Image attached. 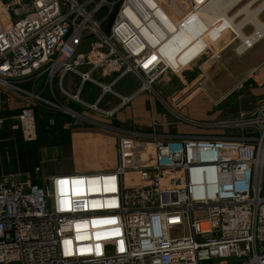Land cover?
I'll return each instance as SVG.
<instances>
[{
  "label": "built area",
  "instance_id": "obj_1",
  "mask_svg": "<svg viewBox=\"0 0 264 264\" xmlns=\"http://www.w3.org/2000/svg\"><path fill=\"white\" fill-rule=\"evenodd\" d=\"M171 1L0 0V87L27 100L18 114L0 116V128L9 122L24 142H36L39 107L76 118L63 122V130L88 122L56 98V76L69 103L109 117L132 98L113 92L126 76L139 82V92L161 97L157 82L185 67L169 69L160 45L203 6L177 0L174 11ZM238 18L232 23L241 24ZM224 31L243 43L230 25ZM85 34L99 45L97 58L87 53ZM249 36L257 38L248 50L264 39L255 27ZM68 74L97 85L117 76L89 105L80 90L69 95L63 89ZM107 93L121 103L105 112L99 104ZM161 103L175 124L225 133L154 136L117 129L112 170L52 175L44 179L47 186L18 174L1 176L0 264H202L230 258L264 264V102L239 122L207 123ZM55 125L51 119L47 129Z\"/></svg>",
  "mask_w": 264,
  "mask_h": 264
},
{
  "label": "rangeland",
  "instance_id": "obj_2",
  "mask_svg": "<svg viewBox=\"0 0 264 264\" xmlns=\"http://www.w3.org/2000/svg\"><path fill=\"white\" fill-rule=\"evenodd\" d=\"M177 1V0H175ZM250 0H244L243 2L235 5L232 10L228 12L229 17L234 16L235 13H237L244 5H246ZM264 0H259L257 4H255L251 10L256 9ZM172 3V2H170ZM181 5V4H180ZM260 15V16H259ZM257 16L258 21L264 20V11L261 12ZM242 16V17H241ZM24 17V16H21ZM15 20L18 18L15 17ZM243 19H246V14L240 15V17L236 20V23L242 21ZM262 23V22H261ZM246 27L244 28V33L249 36L254 32L255 25L247 21L245 23ZM214 25H212L213 27ZM225 24L221 23L215 27H213L209 32L213 31L214 28L218 30L219 28L222 29V36H218L213 39L208 38V33L204 28H200V31L202 33V36L205 38L207 42H209L210 47L206 50V52L203 50L204 46L199 42V40L196 38V36L192 34L187 35L184 37L186 40L185 43L182 44H189V48L183 50H179L180 43L179 39L176 40L175 44L177 45L176 48L173 51V48L171 52H167L168 54V60L171 61L170 65L174 71H178L180 67H193L195 64L198 66H202L203 68L198 71L199 75H201V80L198 84L193 83L188 86L187 93L183 95V98H179L180 100L177 102L174 98H176L177 94L171 93L172 90L169 89L172 85L167 82V78H165L163 81H158L155 85V89L160 94L161 97L157 96L155 97L153 94H150L148 91L143 92L147 93L150 96L155 97L157 102L163 107L164 111H166L167 115L169 116L170 120H173L174 122H177V120L169 113V111L165 108L161 102L162 100L166 102L168 105H170L174 110H178V105H180L185 99H187L190 95L193 93H198L199 91H202L200 94L201 96H206L209 101H214L215 103H218V107L215 108V110H220V112H223V115H217L219 118L218 120H235V122H239L240 116L243 114L251 113L253 110H255L261 103L264 102L263 96H261L259 89L264 87V85H260L264 81V63L256 67L254 69H246L248 65H251L255 63L256 61L261 60L264 58V39L260 41L257 46L251 50V51H245L243 54H239L238 48L241 45V42L239 40H234V35H230L229 33L225 32ZM185 28V27H184ZM187 31V30H186ZM181 44V45H182ZM180 45V46H181ZM84 47L88 49V54L90 57L97 58L99 56V45L93 41V39L90 37L89 34H85L84 36ZM87 49L83 51H87ZM97 51V54L95 53ZM104 52V51H103ZM204 52L205 54L201 56V53ZM183 53V59L180 60L181 55ZM185 53V56H184ZM247 53V54H246ZM197 56V57H196ZM250 58L249 60H247ZM247 65H244V64ZM246 69V70H244ZM245 73V74H244ZM175 75L173 73H168V78L171 79V77ZM116 76L109 78L107 80L105 79H98V85L93 82H85L83 83L82 79L80 77H77L78 80L73 85H67L66 90L71 95L73 93H77L80 90V97L81 100H83L84 103H87L89 105L94 104L98 101V99L103 95V89L104 87L109 86L113 81H111ZM97 79V78H96ZM176 81V79H175ZM174 81V82H175ZM169 85H168V84ZM176 84V83H175ZM196 84V85H194ZM66 83H64L65 87ZM117 83L113 86V92L117 93L119 91V87H116ZM174 85V84H173ZM190 88L191 86H193ZM262 86V87H261ZM186 88V86H184ZM68 88V89H67ZM209 90L210 94L207 92ZM3 91L7 95H13L14 92L5 90ZM118 94V93H117ZM225 97V99L219 103L220 100H222ZM161 101H159V100ZM121 103V100L117 99L115 95L111 93H107L103 99L101 100L99 104V109H103L105 112L115 110ZM72 108L76 111H78L80 114L89 117V121L86 123H83L81 125H71L69 129L66 131H72L74 133H77L78 137L86 136V135H92L93 137L88 142V145L86 146H77V151L80 152L81 156L84 158L83 160H86L87 162H71L68 164H65L66 172L68 173H81V172H95L93 170L94 168H97L98 166L92 162L94 159H98L101 157V159L105 157H112L109 154H112L114 150V144L115 139L118 140V132L117 130L109 127L111 122L113 121V117L106 116L105 114H98L95 112H92L90 109L85 108L82 105L78 104H72L70 105ZM25 107V106H24ZM23 109V108H22ZM21 109V110H22ZM179 113L193 121H197L200 123H207L212 122L213 117H215V114H208L207 117L201 118V117H191L185 115L184 113L179 111ZM212 113H216L215 111H212ZM36 114L40 120L39 122V128L43 132L42 135L45 134V131L47 130L48 122L50 119H56L61 121H67V120H75L76 118H70L68 116H65L63 114L57 113L55 111H51L42 107L36 108ZM185 124L187 126L196 128V131L199 132V135H208V134H219L225 133L223 131L219 130H209L202 127H196L195 124L191 123H181ZM193 124V125H192ZM11 128L16 130L15 132H18L17 127L14 125H11ZM15 133V134H16ZM45 136V135H44ZM42 136V137H44ZM39 138V137H38ZM106 138L105 146L104 139ZM39 140V139H38ZM23 144V143H22ZM28 146V148H34L35 146L32 144L25 145ZM34 146V147H33ZM113 148V149H112ZM117 150H118V141H117ZM118 158V154H117ZM116 158V162L117 159ZM117 165V164H116ZM102 167H108V165H101ZM86 171H81V169ZM91 168V169H90ZM8 174H14L8 173ZM47 174L44 172L36 173L35 169H32L30 171V179L33 183L40 185V186H47L48 184L45 183L44 179L47 178ZM28 176H24V180H27Z\"/></svg>",
  "mask_w": 264,
  "mask_h": 264
},
{
  "label": "crops",
  "instance_id": "obj_3",
  "mask_svg": "<svg viewBox=\"0 0 264 264\" xmlns=\"http://www.w3.org/2000/svg\"><path fill=\"white\" fill-rule=\"evenodd\" d=\"M261 22L264 23V20ZM216 28H214V30L211 32H209L210 30L209 31L206 30L209 39L222 36V29L219 28L218 30H216ZM186 39L184 38L178 44L181 45L182 43H185ZM180 45H179L180 48L179 50H182V52L183 50L189 48V44L187 45L182 44L181 46ZM256 46L251 48L249 51L253 50ZM203 50L206 52L205 47L203 48ZM203 53L204 52H202L201 55ZM182 56L183 53L181 57ZM179 59L182 60L183 57L182 58L179 57ZM249 59L250 58H248L247 60ZM263 63H264V58H262L259 61H256L251 65H248L246 69L248 68L254 69L256 67L261 66ZM244 65L247 64L245 63ZM202 68L203 65L198 66L197 64H195L193 67L185 68L182 72L173 75L171 79L167 77L166 79L167 82L170 81L168 83L172 85L169 88L172 90L171 93L174 92V94H177L178 92V94L176 95L177 97L174 98L175 101L177 100L178 102L181 98H183V95L187 93L189 85L195 82L196 84L199 83L202 76L199 75L198 71H200ZM87 69L88 68L86 69L83 68L82 71H86ZM177 72L178 71H176V73ZM94 74L96 75V77H98L100 75V72L95 71ZM114 76H117V74L109 76L105 80L112 78ZM77 77L79 76L75 74H68L65 77L62 87L66 92H67L66 90L67 85H73L78 80ZM115 78H113L111 81H114ZM60 83H61L60 77L56 76L54 80L55 96L60 102H62V104L72 108V106L70 105H72L73 103H69L70 99L63 95L62 90L60 88ZM64 83H66L65 87H64ZM194 85L191 86L190 88L194 87ZM260 85L263 86L264 81ZM184 86H186V88ZM29 87H30L29 85L25 86V88L28 90L30 89ZM41 87L42 84L35 89V92L41 93ZM116 87H119V91L116 90V92L119 95L123 97H129V98L132 97V98L127 104L121 105L119 107L109 127L115 130L119 129L121 131L141 132V133L151 134L154 136L199 135V132L196 131V128L187 126L185 124H179V123L175 124L173 120H170L166 111H164L163 107L157 102L155 97L150 96L147 93L139 92L140 84L134 77L126 76L117 83ZM201 92L202 91H199L198 93H193L187 99H185L180 105H178L177 107L179 111L181 110V112L184 113L185 115L188 114V116L190 115L191 117H195V118L196 116L205 118L208 116V114H215L213 120H218L219 117L217 115H221V114L223 115V112H220V110L219 111L215 110V108L218 107V103H215L214 101L211 100L209 101V99L206 96L205 97L201 96L200 94ZM207 92L210 94L209 90ZM259 92L261 94L260 97L263 96L262 99H264V87L259 89ZM136 93L137 95L134 96ZM42 94L45 98L52 99V96L48 91H45ZM224 99L225 97L222 100H220L219 103H221ZM26 101L27 100L24 97L15 93L13 95L12 94L7 95L0 87V116H12L18 114L21 111V109L24 108ZM212 111H215L216 113H212ZM55 121H59V120L55 119ZM39 122L40 120L38 121V126H39ZM63 122L65 121H61L62 124ZM40 130L41 129H39L40 139L38 138L39 140L36 141L37 144L39 143L40 148L37 151V156L35 157V159H33L34 161L31 162L28 160L27 157L29 156L30 153L29 151L32 148L29 149L28 146H24L23 144L25 145L32 144L35 146L36 143L24 142L22 140L20 131L18 130V132L16 133L15 132L16 130L11 128V124L9 122H7L2 128H0V177L10 172L11 173L14 172V174H18L22 178H24V176L27 175L28 176L27 179H30V171L38 167H40V173L44 172L47 174V176H52L57 174H70L66 172L67 169L64 166L65 164L71 162H80V163L87 162L86 160H83L84 158L81 156L80 152L77 151L76 148L77 146L88 145V142L93 137L92 135L78 137L77 133H74L72 131L65 132L64 130V132H62L60 136H51V137L49 136V139H47L45 138L44 135H42L44 137H40ZM48 140L52 142L48 144ZM105 142H106V138L104 139V144H103L104 146H105ZM112 151L113 153L109 154L112 157H105L103 159H101L100 157L98 159H94L92 162H94V164L97 165L98 167L94 168L93 170L104 171V170L114 169L117 166L116 165L117 139H115L114 150ZM101 165H108V167H102ZM81 171H86V170H84L83 168L81 169ZM240 262L241 261L237 258H230L228 260L215 259L212 261L203 262L202 264H239Z\"/></svg>",
  "mask_w": 264,
  "mask_h": 264
},
{
  "label": "bare ground",
  "instance_id": "obj_4",
  "mask_svg": "<svg viewBox=\"0 0 264 264\" xmlns=\"http://www.w3.org/2000/svg\"><path fill=\"white\" fill-rule=\"evenodd\" d=\"M196 1L197 4L203 5L200 11L197 12L196 14L190 12L187 20L180 26V29L177 31L173 32L174 27L172 24V26H170V30L173 32V35L167 37L164 43L160 45V48L158 50L161 56L165 59V62L167 63L169 69L171 70L173 69L170 65L171 61L168 60L169 57L167 52H171L172 48L174 51V49L177 46L175 44L176 40L179 39V41L181 42V40H183L184 37L187 38L188 34L193 33V35L196 36V38L205 47L206 50L210 47L209 42H207L205 38L202 36V33L200 31L201 27L209 31L213 27L219 25L218 23L221 24L223 21H224L223 24L230 25L235 31L236 36H238L243 42L238 48L239 54H243L245 51H247L252 45L253 40L255 41V39L257 38V36L256 37L244 36L241 30L243 24H245L247 21H250L255 25V28L257 29L258 33H264V24L258 21L257 18V16L264 11V1L256 9L251 10V8L259 2V0H250L232 17H229L228 12L232 10V8L235 5L243 2L244 0H196ZM171 2L172 3L168 2V4L173 8L174 11H176L177 9L176 6L179 5L178 2L175 0ZM242 14H246V19H244L241 22V24H236V25L233 24L232 23L233 18L240 17V15ZM212 25L214 26L212 27Z\"/></svg>",
  "mask_w": 264,
  "mask_h": 264
},
{
  "label": "trees",
  "instance_id": "obj_5",
  "mask_svg": "<svg viewBox=\"0 0 264 264\" xmlns=\"http://www.w3.org/2000/svg\"><path fill=\"white\" fill-rule=\"evenodd\" d=\"M39 128V127H38ZM40 129V128H39ZM47 129V128H46ZM56 131H58L59 132V135L58 136H60V134L62 133V132H64V130L62 129V123H61V121L59 120V121H56V125H55V127H54V129L53 128H51V129H47L46 131H45V138H47V139H49V136L51 137V136H55L54 134H55V132ZM42 131L40 130V137H42ZM54 133V134H53ZM40 139V138H39ZM52 141H49L48 140V144H50ZM34 143H36L35 144V147L34 148H32L29 152V156L27 157L28 158V160L29 161H31V162H33L34 160L33 159H35V157L37 156V151L39 150V143L37 144V142H34Z\"/></svg>",
  "mask_w": 264,
  "mask_h": 264
}]
</instances>
